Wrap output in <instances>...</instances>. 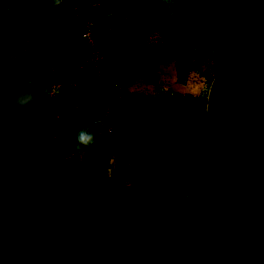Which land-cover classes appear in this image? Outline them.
<instances>
[{
    "label": "water",
    "instance_id": "1",
    "mask_svg": "<svg viewBox=\"0 0 264 264\" xmlns=\"http://www.w3.org/2000/svg\"><path fill=\"white\" fill-rule=\"evenodd\" d=\"M211 1L177 0L224 63L188 191L161 208L128 185L73 178L32 130L41 82L31 90L0 54V264H264V0H218L228 15L209 19Z\"/></svg>",
    "mask_w": 264,
    "mask_h": 264
},
{
    "label": "trees",
    "instance_id": "2",
    "mask_svg": "<svg viewBox=\"0 0 264 264\" xmlns=\"http://www.w3.org/2000/svg\"><path fill=\"white\" fill-rule=\"evenodd\" d=\"M101 1L105 8L97 12L95 20H104L111 27L108 34L111 41L108 42V45L103 46V57L99 66L105 79L102 76L101 79H97L94 69L85 67L81 76L89 78V81L84 79L83 83L78 84L75 98L81 94V98H76L79 103L92 101L90 111L95 113L103 96L108 91V82L118 83L120 90L119 96L112 101L111 129L105 132L98 126L93 127L91 132L95 134V142L88 147H82L85 149V153L82 156L81 165L86 166L89 171L82 170L80 164L70 162V159L79 152L75 147L76 134L84 128L87 120L81 121L78 115L74 114L69 115L68 121L63 120V116L58 119L54 116L58 111L57 105L63 104V95L58 94L48 100L41 99L39 104L33 105L32 130L37 143L45 151L51 153L57 161L63 162L71 170L72 177L80 179L84 186L102 183L99 181L86 182L82 178L90 175V172L102 173L103 159L110 153L113 155L110 183L128 185L131 189L142 192L154 206L161 208L169 201L184 197L188 191L191 183L190 156L196 135L208 119V92L213 79L224 63V55L195 41L178 17L177 0H174V15L180 21L183 32L189 36L191 42L197 44V48L184 47L182 43L187 38L185 39L183 32L178 33L183 41L175 40V38L173 41L159 18L152 14L144 13L131 20L123 14V7L119 0ZM4 2L8 3V0H3L0 8ZM106 12L110 14L106 16L104 14ZM3 15L5 14L3 13ZM204 15L209 19H216L228 14L224 5L220 1L214 0L207 4ZM51 16V14L48 15V8L44 0H35L34 4H29V0H24L19 25L13 37L15 41L20 42L51 40L52 45L41 44L39 47L41 54L23 52L21 61H14L7 59L3 52L4 45H0L1 63L5 69L12 71V67L17 65L19 68L25 64L39 69V77L33 82L35 90L38 83L42 84L44 80L56 78L64 81L68 79L71 70L67 60V57L73 55L70 53L67 55L62 53L64 60L62 64L55 65L54 74L45 76L46 72L42 70L41 64L50 62L48 47L52 46L51 50H54L55 43L60 41L58 36L60 24L54 25L55 31L52 29L53 26H51L53 31L48 26V19ZM0 17L4 25L1 13ZM132 33L138 34L134 41L137 44L152 46V49L147 52L148 59L162 57L163 61L175 62L184 68L185 72L188 70L192 72L206 71L207 78L201 106L173 105L167 102L160 106H145L146 108L143 107L139 110L135 108L133 101L129 98V88L135 84L132 81L128 84V81L116 77L110 70V65H115L125 59V54L129 51L121 47V41L122 38L130 36ZM71 36V34H66L65 37L70 41L74 39ZM165 39L172 41L168 49L164 45ZM76 54H81V52ZM14 71L17 72L16 69ZM49 123L54 124L55 138L49 134L42 135L38 131V128Z\"/></svg>",
    "mask_w": 264,
    "mask_h": 264
},
{
    "label": "rangeland",
    "instance_id": "3",
    "mask_svg": "<svg viewBox=\"0 0 264 264\" xmlns=\"http://www.w3.org/2000/svg\"><path fill=\"white\" fill-rule=\"evenodd\" d=\"M34 1L29 0V4H34ZM119 2L123 7V14L131 20L144 13L152 14L159 18L173 41L174 38L178 41L182 40L178 35L183 30L180 21L174 15V0H119ZM23 3L24 0H8V3L4 2V5L0 8V13L4 18L0 45H4L3 52L7 59L14 61H21L23 52L30 54L41 51L36 42H20L13 39L19 25ZM183 34L185 39L187 38L182 43L184 47L188 49L198 47L197 44L191 42L185 32ZM137 37L138 34L132 33L130 36L122 38L121 47L129 52L125 54L124 60L115 65H110V70L116 77L128 81V84L131 81L135 84L129 88V98L133 101L135 108L139 110L145 106H160L167 102L173 105L201 106L207 78L206 71L192 72L188 70V72H185L186 70L175 62L163 61L162 57L148 59L147 52L152 49V46L150 44H137L134 42ZM171 42L170 39H165L164 45L167 49ZM19 69L30 75L39 74V69L31 67L29 64L19 66ZM41 99L43 100L42 96ZM84 153L85 149L83 148L74 156L80 165ZM108 154L103 159V172L100 174L94 173L95 171L90 172L87 177L83 176L84 181L110 182L113 155ZM81 166L82 170H87L86 166Z\"/></svg>",
    "mask_w": 264,
    "mask_h": 264
},
{
    "label": "built area",
    "instance_id": "4",
    "mask_svg": "<svg viewBox=\"0 0 264 264\" xmlns=\"http://www.w3.org/2000/svg\"><path fill=\"white\" fill-rule=\"evenodd\" d=\"M44 3L48 8V15H52L50 19L54 23L60 24V27H70L66 29L65 33L76 35L78 38V44L67 43L62 50L63 54H73L67 57L71 67L68 79L64 81L56 78L44 80L40 95V98L42 96L46 100L58 94L63 95V104L57 105L58 111H56L54 116L56 119L63 116V120L68 121L70 114L77 116L81 112V105L76 100L75 93L78 84L82 83L81 74L84 68L90 67L94 69V75L97 79L102 77L105 79L99 66L103 57V46L108 45V42L111 41L108 38L111 27L104 20H95L97 12L105 8L101 0H62V5L58 7H53L52 0H44ZM104 14L108 16L110 13L106 12ZM47 41L51 45L53 44L51 40L48 39ZM77 46L81 54L75 55L73 52ZM41 67L46 72L45 76L54 74L56 71L55 65L50 62L41 64ZM108 83V91L103 96L95 113L90 114L83 129L91 131L93 127L97 126L105 130V132L111 129L112 101L119 96L120 86L114 81ZM53 128L54 124L49 123L38 128V131L42 135L49 134V136L55 138L56 135L53 132Z\"/></svg>",
    "mask_w": 264,
    "mask_h": 264
},
{
    "label": "crops",
    "instance_id": "5",
    "mask_svg": "<svg viewBox=\"0 0 264 264\" xmlns=\"http://www.w3.org/2000/svg\"><path fill=\"white\" fill-rule=\"evenodd\" d=\"M49 20V24H48V26H49V28H50V30H54V29H56V28H54V25H56V23H54L51 19H48ZM51 26H53V28L51 27ZM57 26V25H56ZM52 28V29H51ZM59 31H60V33L58 34V36L60 37V41L58 42H56L55 44H56V46L54 47V50H51V47H48V49H49V51H48V54H49V56H48V60L52 63V64H54V65H58V64H62V62H63V60H64V57H63V52H62V50L66 47V44L67 43H70V44H78L77 42H78V38L76 37V35H72L71 37L72 38H74V39H72V40H70V41H68L67 40V38L65 37L66 36V34L68 33H65L67 30L66 29H68V28H70V27H65V26H62V27H60L59 26ZM52 30V31H53ZM55 31V30H54ZM63 37V38H62ZM32 42H36L37 43V45H39V47L41 46V44L42 45H44V43H45V46H47V45H51L48 41H45L44 40V42H42V40H35V41H32ZM78 52H80L79 50H78V46L74 49V53H78ZM85 76V75H84ZM83 77V76H82ZM84 79H85V81H89L88 79L89 78H87V77H83V82H84ZM82 82V83H83ZM76 96V95H75ZM82 97V95L80 94H78V96L76 97V98H81ZM82 104V105H81ZM80 105H81V112L79 113V115H78V118L81 120V121H86L88 118H89V116H90V114H91V111H90V107L92 106V104L91 103H87V101H86V103H80ZM75 156V155H74ZM72 157L71 159H70V162L71 163H73V164H78L77 162V160L75 159V157ZM80 163H81V160H80ZM94 173H98L97 171L96 172H94Z\"/></svg>",
    "mask_w": 264,
    "mask_h": 264
},
{
    "label": "clouds",
    "instance_id": "6",
    "mask_svg": "<svg viewBox=\"0 0 264 264\" xmlns=\"http://www.w3.org/2000/svg\"><path fill=\"white\" fill-rule=\"evenodd\" d=\"M53 7L62 5V0H52ZM15 87V85H13ZM95 142V134L88 129H80L76 134L75 147L78 151L82 150V147H88Z\"/></svg>",
    "mask_w": 264,
    "mask_h": 264
},
{
    "label": "flooded vegetation",
    "instance_id": "7",
    "mask_svg": "<svg viewBox=\"0 0 264 264\" xmlns=\"http://www.w3.org/2000/svg\"><path fill=\"white\" fill-rule=\"evenodd\" d=\"M212 19V18H211ZM11 68V67H10ZM11 69H13L12 71H14L15 69H16V71L19 73V74H22L25 78H26V80H27V83H28V85H29V87L31 88V90H35L34 89V86H33V82L35 81V80H37L38 79V77H39V75H30L29 73H27L26 71H24V70H20L19 68H18V66L16 65V66H14V67H12ZM15 72V71H14ZM31 77V78H30Z\"/></svg>",
    "mask_w": 264,
    "mask_h": 264
}]
</instances>
